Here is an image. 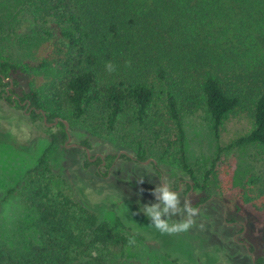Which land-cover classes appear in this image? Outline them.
<instances>
[{"label":"trees","instance_id":"1","mask_svg":"<svg viewBox=\"0 0 264 264\" xmlns=\"http://www.w3.org/2000/svg\"><path fill=\"white\" fill-rule=\"evenodd\" d=\"M13 40L23 59L3 54ZM200 105L216 138L229 115L251 119L227 147L256 150L261 171L243 179L239 199L264 213V0H0V119L25 110L50 140L9 191L18 205L0 229V264H121L123 223L54 186L50 148L67 140L64 121L90 138L121 132L135 161L176 160L187 191L203 192L185 162L182 122ZM80 146L91 149L88 139Z\"/></svg>","mask_w":264,"mask_h":264},{"label":"rangeland","instance_id":"2","mask_svg":"<svg viewBox=\"0 0 264 264\" xmlns=\"http://www.w3.org/2000/svg\"><path fill=\"white\" fill-rule=\"evenodd\" d=\"M20 19L27 20L28 28L35 27L30 15L21 13ZM7 44L5 56L23 59L16 40ZM8 112V119H0V229L13 220L18 205L15 194L9 191L22 182L26 171L50 146L39 123H31L25 110ZM182 122L185 162L204 187L203 192L187 191L189 178L176 160L154 166L152 157L148 163L122 157L133 156V150L121 141V132H102L90 138L80 126L70 125V141L49 151L54 186L102 220L123 223L128 244L117 258L121 264H253L246 246L255 260L264 261V213L239 199L243 179L261 171L259 156L253 147H227L252 130L251 119L239 112L229 115L218 138L203 105L183 114ZM83 139L91 146L89 158L102 155L109 158L111 166L91 163L85 168L87 156L80 146ZM165 181L178 194L181 208L189 201L198 209L187 231L161 234L144 215V206L157 202L152 195L155 187ZM204 197L205 202L201 201ZM186 218V214L172 216L169 223Z\"/></svg>","mask_w":264,"mask_h":264},{"label":"clouds","instance_id":"3","mask_svg":"<svg viewBox=\"0 0 264 264\" xmlns=\"http://www.w3.org/2000/svg\"><path fill=\"white\" fill-rule=\"evenodd\" d=\"M109 72L114 68L111 63L106 65ZM143 181H140L142 183ZM152 195L155 196L156 203L151 206H144L146 215L153 226L161 234H175L187 231L193 224V217L197 215L198 209L191 206L189 201H185L181 208V201L176 192L171 191L170 186L165 181L155 187ZM186 214L187 218L180 222L169 223V218L176 215ZM163 217V218H162Z\"/></svg>","mask_w":264,"mask_h":264},{"label":"flooded vegetation","instance_id":"4","mask_svg":"<svg viewBox=\"0 0 264 264\" xmlns=\"http://www.w3.org/2000/svg\"><path fill=\"white\" fill-rule=\"evenodd\" d=\"M83 148V147H82ZM84 149V148H83ZM85 150V149H84ZM86 152V151H85ZM128 157V160H135V158L133 156H127ZM89 158V157H87ZM90 159V163H98V167L101 166V167H107V162L105 160V157H103L102 155H94L92 158H89ZM111 166V165H110ZM99 171V168L97 169V172ZM180 189V184H179V187ZM178 190V189H177ZM175 190V191H177Z\"/></svg>","mask_w":264,"mask_h":264},{"label":"water","instance_id":"5","mask_svg":"<svg viewBox=\"0 0 264 264\" xmlns=\"http://www.w3.org/2000/svg\"><path fill=\"white\" fill-rule=\"evenodd\" d=\"M5 81H7V80H5ZM24 104H25V103H24ZM44 121H45V118H44ZM55 123H56V121H55L53 124H55ZM64 124H65V131H66V133H67V140H66V142H69V141H70V135H69V133H68V131H67V123L64 121ZM85 151H86V156L89 157V155H90L89 150H88V149H85ZM148 161H149V160H146V161L143 162V163H148ZM154 164H156V163L154 162ZM246 249H247V251H248V254H249L250 257H251V261H252V263L255 264V259L253 258L252 254H251V252L249 251V249H248L247 246H246ZM263 264H264V263H263Z\"/></svg>","mask_w":264,"mask_h":264}]
</instances>
